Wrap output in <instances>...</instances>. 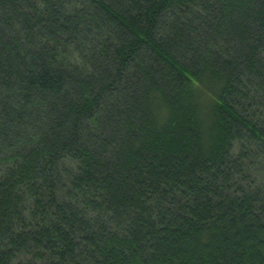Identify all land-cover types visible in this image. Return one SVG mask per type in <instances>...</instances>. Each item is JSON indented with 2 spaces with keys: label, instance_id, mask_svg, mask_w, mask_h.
Wrapping results in <instances>:
<instances>
[{
  "label": "trees",
  "instance_id": "16d2710c",
  "mask_svg": "<svg viewBox=\"0 0 264 264\" xmlns=\"http://www.w3.org/2000/svg\"><path fill=\"white\" fill-rule=\"evenodd\" d=\"M0 264H264V0H0Z\"/></svg>",
  "mask_w": 264,
  "mask_h": 264
}]
</instances>
